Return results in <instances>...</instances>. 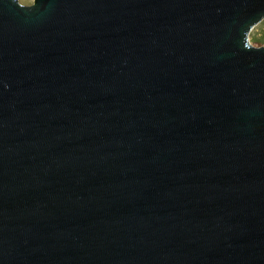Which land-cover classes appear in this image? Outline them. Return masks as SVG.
<instances>
[{
	"label": "water",
	"instance_id": "1",
	"mask_svg": "<svg viewBox=\"0 0 264 264\" xmlns=\"http://www.w3.org/2000/svg\"><path fill=\"white\" fill-rule=\"evenodd\" d=\"M264 0H0V264H264Z\"/></svg>",
	"mask_w": 264,
	"mask_h": 264
},
{
	"label": "rangeland",
	"instance_id": "2",
	"mask_svg": "<svg viewBox=\"0 0 264 264\" xmlns=\"http://www.w3.org/2000/svg\"><path fill=\"white\" fill-rule=\"evenodd\" d=\"M24 6H32L35 0H19ZM249 44L253 47L264 46V18L251 27L248 33Z\"/></svg>",
	"mask_w": 264,
	"mask_h": 264
}]
</instances>
